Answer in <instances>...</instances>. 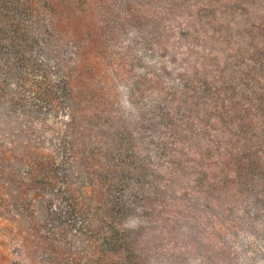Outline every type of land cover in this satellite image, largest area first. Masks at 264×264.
<instances>
[{"label": "rangeland", "instance_id": "374dc122", "mask_svg": "<svg viewBox=\"0 0 264 264\" xmlns=\"http://www.w3.org/2000/svg\"><path fill=\"white\" fill-rule=\"evenodd\" d=\"M56 3L0 71V264H264V0Z\"/></svg>", "mask_w": 264, "mask_h": 264}, {"label": "trees", "instance_id": "16d2710c", "mask_svg": "<svg viewBox=\"0 0 264 264\" xmlns=\"http://www.w3.org/2000/svg\"><path fill=\"white\" fill-rule=\"evenodd\" d=\"M57 1L0 0V71L6 72L7 69L11 68L10 65H15V62L22 61L24 55L28 53L41 35L62 40L61 30L58 28L62 19L57 14L59 11ZM41 2H48L49 6L46 8L48 12H42L43 6H41ZM41 16L43 18H40ZM25 22H29V25H25ZM43 22L44 25L41 24ZM80 32L81 28L75 24L72 27V41L78 42L81 39ZM10 51L13 57L11 59L4 58V55H9ZM71 54L72 65L74 67L80 65L83 54L82 46L76 44Z\"/></svg>", "mask_w": 264, "mask_h": 264}]
</instances>
